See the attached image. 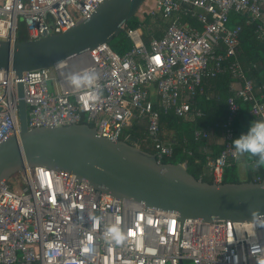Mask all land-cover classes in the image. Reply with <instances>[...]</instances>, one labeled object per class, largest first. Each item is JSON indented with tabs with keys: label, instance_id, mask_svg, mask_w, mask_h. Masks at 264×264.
<instances>
[{
	"label": "built area",
	"instance_id": "2783aa9c",
	"mask_svg": "<svg viewBox=\"0 0 264 264\" xmlns=\"http://www.w3.org/2000/svg\"><path fill=\"white\" fill-rule=\"evenodd\" d=\"M102 1L0 0V39L18 40L19 22L26 39L60 33L88 19ZM230 11L255 21V33L264 40V0H145L136 16L168 20L162 35L148 44L140 27L124 26L132 46L123 54L102 43L49 67L23 71L19 78L0 68V142L18 133L16 83L21 81L28 127L85 123L84 117L97 135L117 141L125 128L143 122L153 136L156 160L162 161L172 148L157 138L160 111L185 119L200 116L193 98L202 78L222 71L226 58H233L227 68L238 81L234 96L250 103L255 119L264 120V100L235 59L240 25H227ZM84 70L97 74L96 85L75 91L67 78ZM228 108L222 147L206 156L214 182H222L225 166L238 159L228 125L238 108L232 97ZM16 175L20 184L0 183V264H257L249 241L264 245V228L252 220H180L175 212L113 197L69 171L45 166ZM112 225L126 234L122 245L104 242Z\"/></svg>",
	"mask_w": 264,
	"mask_h": 264
},
{
	"label": "water",
	"instance_id": "95a60500",
	"mask_svg": "<svg viewBox=\"0 0 264 264\" xmlns=\"http://www.w3.org/2000/svg\"><path fill=\"white\" fill-rule=\"evenodd\" d=\"M144 2L103 0L88 19L60 33L0 39V68L13 70L19 78L23 71L49 67L108 44L123 32L126 21L137 15ZM16 93L18 133L0 142V183L26 167L45 166L69 171L113 197L175 212L180 220L249 221L252 211L264 215V178L237 182L197 179L184 163L157 161L153 151L136 144V137L112 141L97 135L87 123L28 127L21 81L16 83Z\"/></svg>",
	"mask_w": 264,
	"mask_h": 264
},
{
	"label": "trees",
	"instance_id": "16d2710c",
	"mask_svg": "<svg viewBox=\"0 0 264 264\" xmlns=\"http://www.w3.org/2000/svg\"><path fill=\"white\" fill-rule=\"evenodd\" d=\"M187 23L197 26L198 22L194 18L184 17ZM247 15L235 11L228 14V26L240 25L238 34V48L236 60L239 62L244 76L251 79L254 84L255 94L264 100V40L257 37L255 33L256 22H247ZM168 25V20L162 17L151 18L146 15L143 18L133 16L125 23V28L140 27L143 40L146 44L151 38H158L162 35L164 27ZM16 37L20 40L26 39V31L23 23L19 22L16 29ZM118 54H123L132 46L131 41L126 36L125 30L114 36L108 43ZM233 59V58H232ZM231 58L222 60L224 69L214 75H207L202 78L201 91L198 92L192 101L194 108L202 111L200 116L193 119H185L174 114L172 110L159 113V130L157 138L165 144H169L172 153L162 161L181 162L186 165V169L195 178L204 181H212L206 171V156H215L221 146L209 143L207 137H196L195 131H212L214 135L224 132V123L230 114L228 108V98L232 97L238 104L237 110L232 114L229 127L232 131L231 142L239 138L241 134H246L254 116L250 112V103L242 101L234 96L231 82L235 79L227 66L232 61ZM258 89V90H256ZM82 122H87L84 117ZM92 125V123L87 122ZM129 136L137 138V145L145 150L152 151L153 136L148 133L142 122L134 123L124 129L121 139H128ZM255 158L247 166L245 180H257L264 178V167H254ZM241 181L238 175L237 160H231L224 168L222 182Z\"/></svg>",
	"mask_w": 264,
	"mask_h": 264
},
{
	"label": "clouds",
	"instance_id": "9594fccd",
	"mask_svg": "<svg viewBox=\"0 0 264 264\" xmlns=\"http://www.w3.org/2000/svg\"><path fill=\"white\" fill-rule=\"evenodd\" d=\"M68 81L75 91L85 88H93L96 85L98 76L94 71L84 70L81 73H73L68 76ZM233 147L237 158H255L254 167H264V120L253 121L246 134H241L234 139ZM252 223L257 227L264 228V215L257 211H252ZM104 242L109 246L122 245L126 239V234L120 227L112 225L104 232ZM250 252L257 258V264H264V245L253 240L249 241Z\"/></svg>",
	"mask_w": 264,
	"mask_h": 264
},
{
	"label": "crops",
	"instance_id": "0c3cea01",
	"mask_svg": "<svg viewBox=\"0 0 264 264\" xmlns=\"http://www.w3.org/2000/svg\"><path fill=\"white\" fill-rule=\"evenodd\" d=\"M236 86H238V81H236V79H234L231 82V88L233 90V88H235ZM258 90V89H256ZM254 121H258L254 118ZM143 123V122H142ZM144 124V123H143ZM145 125V124H144ZM208 140L209 143H213L214 145H218L221 146L222 145V134L220 135H214L212 131L208 132ZM253 159H248L246 156L245 157H240L237 159V169H238V175L239 178L241 180H245V175H246V170H247V166L250 164V162Z\"/></svg>",
	"mask_w": 264,
	"mask_h": 264
},
{
	"label": "rangeland",
	"instance_id": "374dc122",
	"mask_svg": "<svg viewBox=\"0 0 264 264\" xmlns=\"http://www.w3.org/2000/svg\"><path fill=\"white\" fill-rule=\"evenodd\" d=\"M8 183H9V185H10L11 187H12L13 185H18V184H20V181H19L18 176L16 175V173L13 174L12 176H10V177L8 178Z\"/></svg>",
	"mask_w": 264,
	"mask_h": 264
}]
</instances>
